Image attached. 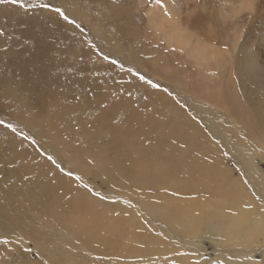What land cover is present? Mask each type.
Returning <instances> with one entry per match:
<instances>
[{
  "label": "rangeland",
  "instance_id": "374dc122",
  "mask_svg": "<svg viewBox=\"0 0 264 264\" xmlns=\"http://www.w3.org/2000/svg\"><path fill=\"white\" fill-rule=\"evenodd\" d=\"M143 107L193 127L207 163L245 194L238 205L251 225L234 228L238 205L229 200L169 190L172 204L212 206L194 227L171 231L147 207L158 190L94 164L84 170L70 155L96 150L89 134L105 113L120 127ZM0 121V264H264V0H2ZM49 177L64 181L62 201L83 192L110 216L136 221L159 243L146 245L156 247L153 259L80 246L65 219L36 208L52 196Z\"/></svg>",
  "mask_w": 264,
  "mask_h": 264
},
{
  "label": "bare ground",
  "instance_id": "6f19581e",
  "mask_svg": "<svg viewBox=\"0 0 264 264\" xmlns=\"http://www.w3.org/2000/svg\"><path fill=\"white\" fill-rule=\"evenodd\" d=\"M166 34L169 39L171 32L166 30ZM193 49L202 59L205 57L204 49L201 48L200 50L198 47H193ZM112 106L114 107V105ZM106 115L108 114L105 113L103 119L97 120V124L99 125L100 123V127L96 128V132L89 134L96 145V150L92 151L90 148L86 152L75 150L70 155L78 163H85L84 170L94 164L111 173L114 178L116 177L120 182L130 187L146 186L150 189L158 190L159 192L156 196L159 200H156L159 203L148 205L147 207L151 211L162 213L165 220L169 222L171 231L176 230L175 225L186 222H188L189 226L194 227L195 220L207 214L211 205L208 208L203 206L202 199L187 204L186 207H182L184 205L183 202L172 204L173 202L171 203V200L167 197L169 190L210 193L213 196H217L221 204L224 200H229L231 203L238 205V202L244 198L245 194L243 191L238 190V188L232 189L234 184L231 186L230 183H223L219 177L220 174H217L218 171L215 166L207 163L206 155L208 151L201 147L195 133L196 131L193 127L188 126L183 117L180 119L175 116V118L174 113L170 110L157 114L154 107L149 109L143 107L141 110L131 108L128 120L120 127H116L106 122V119H108ZM106 130L110 132L108 139L103 137V131ZM50 179L49 177L47 184L50 186L49 189L52 196L50 195V199L45 202L47 207L43 209L44 204L41 201L43 205L38 202L36 208L47 213L50 216L48 218H51L55 223L65 219L70 232H75L74 235L76 234L79 238L77 241L81 244L80 246L97 247L98 249L99 246L100 248L101 246H107L115 250V252L119 251L127 256L136 255L141 257L150 255L151 260L153 259L152 256L156 247L150 248L146 245L149 244L151 246L156 242L158 243V241L146 234L142 226L136 221L127 220L124 216H110L104 209L99 208L95 200L83 192L71 200L62 201L59 196V190L63 186V184L61 186V183L64 181L56 185ZM48 185L46 186L49 187ZM27 194L22 193L20 197L16 195V199L19 200L18 198H20L21 202L27 200ZM213 203L214 206L217 205V208L221 206L219 202L213 201ZM224 205L221 207H224ZM246 209L248 208L238 205L237 212L239 214L235 217L234 222L236 225H234V228L235 226L239 227L241 224L243 226L245 223L249 224L247 223L249 211ZM209 212L215 213L213 210ZM253 218L250 219L253 220L255 227H261V222L256 223V217L254 216ZM233 219L230 222L231 225L234 224ZM252 220L249 221L252 222ZM241 231L244 230L241 229ZM246 237L249 238L250 234H247ZM143 245L147 249H143ZM157 264H165V262Z\"/></svg>",
  "mask_w": 264,
  "mask_h": 264
},
{
  "label": "snow or ice",
  "instance_id": "6c2138e0",
  "mask_svg": "<svg viewBox=\"0 0 264 264\" xmlns=\"http://www.w3.org/2000/svg\"><path fill=\"white\" fill-rule=\"evenodd\" d=\"M0 2H2V0H0ZM11 2H12L13 4H18V3H19V4H22V3H23V0H11ZM157 3H158V4L162 3V0H157ZM45 7H48V5H45ZM56 12L59 13L61 16H63L65 20H68V17L63 13V11H62L61 9L57 8V9H56ZM72 23H75V21H72ZM173 51H175V49H173ZM180 51H184V49L182 48V49H180ZM104 59H108V57L105 56ZM114 63H115V62H114ZM137 75H139V73H137ZM139 78H140L141 80H146V77L143 76V75H139ZM146 82H147L148 84H151L154 88H158V87H159V84H155V83H153L151 80H146ZM0 123H3V122L0 121ZM49 159L51 160L52 158L49 157ZM69 175H71V173H69ZM97 195H99V194L97 193Z\"/></svg>",
  "mask_w": 264,
  "mask_h": 264
}]
</instances>
